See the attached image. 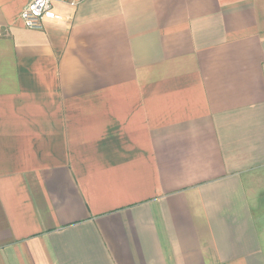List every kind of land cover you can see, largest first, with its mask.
Segmentation results:
<instances>
[{"label": "crops", "instance_id": "obj_1", "mask_svg": "<svg viewBox=\"0 0 264 264\" xmlns=\"http://www.w3.org/2000/svg\"><path fill=\"white\" fill-rule=\"evenodd\" d=\"M0 0V264H264V0Z\"/></svg>", "mask_w": 264, "mask_h": 264}, {"label": "built area", "instance_id": "obj_2", "mask_svg": "<svg viewBox=\"0 0 264 264\" xmlns=\"http://www.w3.org/2000/svg\"><path fill=\"white\" fill-rule=\"evenodd\" d=\"M57 2H67L75 5L73 0H27L19 16L27 29L40 30L43 28L44 20L53 22H67L69 16L54 11Z\"/></svg>", "mask_w": 264, "mask_h": 264}]
</instances>
